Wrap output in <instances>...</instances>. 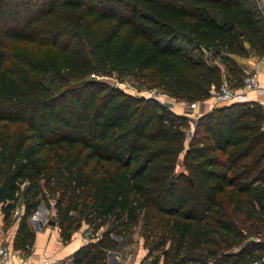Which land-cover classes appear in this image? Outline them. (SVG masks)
I'll return each instance as SVG.
<instances>
[{"label": "trees", "instance_id": "16d2710c", "mask_svg": "<svg viewBox=\"0 0 264 264\" xmlns=\"http://www.w3.org/2000/svg\"><path fill=\"white\" fill-rule=\"evenodd\" d=\"M7 41L58 50L60 64L44 72L65 70L67 86L53 90ZM250 53L264 55L257 0H0V122L23 125L0 128V205L8 220L21 199L17 245H32L28 220L53 198L63 241L81 219L94 232L122 225V235L150 208L174 218L151 246H167L166 261L264 264V239L250 238L264 232L262 106L232 101L199 115L176 174L187 116L98 79L137 73L176 98L203 100L224 79L238 86L235 58ZM73 74L93 77L69 84ZM117 244L104 232L59 264H105Z\"/></svg>", "mask_w": 264, "mask_h": 264}, {"label": "rangeland", "instance_id": "374dc122", "mask_svg": "<svg viewBox=\"0 0 264 264\" xmlns=\"http://www.w3.org/2000/svg\"><path fill=\"white\" fill-rule=\"evenodd\" d=\"M6 50L12 56L13 54L18 55L24 59L27 63V66L33 68L36 77L41 78L47 85H49L53 90L59 91L64 89L67 84H63L60 75H65V70L61 69L59 74H56L53 71L44 72L45 64L54 63L60 64L59 52L56 49H52L46 45H40L34 42L27 41H7ZM222 55L225 56V53ZM13 62L14 58L11 57ZM210 62L217 63L221 70H225V65L220 58L209 59ZM18 67L22 66L16 62ZM23 66L22 68L25 69ZM69 84L77 83L80 80H83L87 77H93V74H86L83 78L75 77L68 75ZM113 78H115V83L117 86L125 90L126 92L132 93L134 95L140 96L147 94L152 89H156L157 92L161 93V101L166 108L177 113H181L187 116V124L183 127L185 131V141H184V150L177 154L176 160L174 163L173 173H179L184 171V154L187 149L189 140L191 139L194 133L195 121L197 118L193 117L192 113L185 106V99H179L174 97L172 94L167 92L163 87L157 85L155 82L147 81L144 78H141L139 74L132 73L117 76L116 73H113ZM226 80V79H224ZM227 81V80H226ZM228 82V81H227ZM231 84L230 82H228ZM156 100V99H155ZM158 101V100H157ZM201 105V104H200ZM199 111V109H198ZM0 128L4 131L16 134L19 133L23 125L18 123H10L7 121L0 122ZM56 149V148H54ZM56 150H50L44 148L41 152L43 155H53L56 153ZM60 150L65 154H68V150L65 146L60 147ZM107 167V166H106ZM54 199L48 198L46 203H42L34 215H31L28 222L30 227L34 232L43 231H52L53 233L59 232L58 219L56 215V210L54 208ZM22 211L21 199H18L16 202V207L14 212L8 221L5 222L6 227L12 226L19 218V215ZM72 213V212H71ZM78 217L77 214H75ZM146 219L151 220V224L148 227L144 226ZM174 218H166L157 215L153 209H146L145 211L140 212L138 220L132 224H129L125 229L122 230V235H118L114 232L116 229H120L122 225L116 226V228H111V226H103L98 231H92L91 226L84 222L81 219V224L76 227L73 231L71 240L85 243L90 240H97L100 238L101 234L107 232L110 237L114 238L118 244L115 249H113V254L109 257V252H106L105 264H114L118 262H128L129 264H175V262L166 261L164 258V248H152L151 246L154 243H157L159 236L166 234L168 228L172 225ZM121 224V223H120ZM259 237L264 239V232L261 234H255L250 236V238ZM11 242V241H10ZM17 242L14 239L11 242L12 248L17 251L19 248L16 246ZM108 261L110 263H108Z\"/></svg>", "mask_w": 264, "mask_h": 264}, {"label": "crops", "instance_id": "0c3cea01", "mask_svg": "<svg viewBox=\"0 0 264 264\" xmlns=\"http://www.w3.org/2000/svg\"><path fill=\"white\" fill-rule=\"evenodd\" d=\"M264 1V0H260ZM259 55L250 53L247 56H236L235 60L237 66L245 74L251 71H257L260 82L263 84L264 81V63L259 61ZM233 101H255L261 106L264 104V89L263 87L253 89L246 94L237 96ZM213 107L212 100L210 97L204 99L199 107L200 113H205ZM22 213V211H21ZM9 220V219H8ZM4 219L3 213L1 211L0 205V244L6 243L11 248V257L8 264H28L30 261H42L44 259H51L59 264L66 256L72 253L76 248H78L82 242L75 241L74 239L63 241L60 237V233H53L52 231L34 232V240L29 247H19L17 244V251L12 248L11 242L17 236V226L18 220L12 224V226H5V222L8 221ZM33 230V229H32ZM11 241V242H10ZM17 242V240H16ZM109 252V257L113 254V250H107ZM106 251V252H107ZM108 263H110L108 261ZM114 264H119L115 262ZM121 264H129L128 262H121Z\"/></svg>", "mask_w": 264, "mask_h": 264}, {"label": "built area", "instance_id": "2783aa9c", "mask_svg": "<svg viewBox=\"0 0 264 264\" xmlns=\"http://www.w3.org/2000/svg\"><path fill=\"white\" fill-rule=\"evenodd\" d=\"M260 4V7L264 13V1L257 0ZM259 61L264 63V55L258 57ZM263 87L264 89V81L263 84L260 82L258 77V72L251 71L247 72L242 76L241 83L238 86H233L229 84L226 80H223L217 88H212L210 92V98L212 100L213 107L220 104H226L232 102L237 96L248 93L253 89H257ZM145 97L154 98L158 101H161V93L157 92L156 89H152L147 94H143ZM204 102L203 100H193L186 101V108L192 113L193 117L198 118L199 115L203 114L198 111L200 104ZM264 112V104L262 106ZM36 213V212H35ZM35 213L33 214L35 216ZM254 240L260 241L261 238L253 237ZM11 257V248L8 244L2 243L0 244V264H8ZM264 260V256L262 257ZM28 264H57L56 261L51 259H44L42 261H30ZM251 264H257L256 261Z\"/></svg>", "mask_w": 264, "mask_h": 264}, {"label": "water", "instance_id": "95a60500", "mask_svg": "<svg viewBox=\"0 0 264 264\" xmlns=\"http://www.w3.org/2000/svg\"><path fill=\"white\" fill-rule=\"evenodd\" d=\"M99 80L101 81H105L106 83L110 84V85H115V78H113L112 76H100L98 77Z\"/></svg>", "mask_w": 264, "mask_h": 264}]
</instances>
